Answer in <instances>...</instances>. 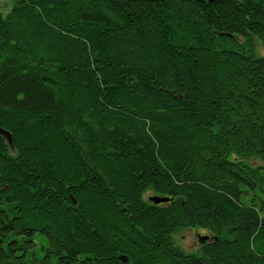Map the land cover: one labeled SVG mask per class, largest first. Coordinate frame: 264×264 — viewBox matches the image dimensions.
<instances>
[{
    "label": "trees",
    "instance_id": "16d2710c",
    "mask_svg": "<svg viewBox=\"0 0 264 264\" xmlns=\"http://www.w3.org/2000/svg\"><path fill=\"white\" fill-rule=\"evenodd\" d=\"M253 37L264 0H11L0 264H264ZM192 227L199 253L174 243Z\"/></svg>",
    "mask_w": 264,
    "mask_h": 264
},
{
    "label": "rangeland",
    "instance_id": "374dc122",
    "mask_svg": "<svg viewBox=\"0 0 264 264\" xmlns=\"http://www.w3.org/2000/svg\"><path fill=\"white\" fill-rule=\"evenodd\" d=\"M11 6V0H0V12L2 14H5ZM239 40H241L240 37H238ZM252 42L257 50L258 53H263L264 49L261 44V42L256 38H252ZM244 161L248 163H254V164H261L262 160L258 158H248L244 159ZM156 195L153 193L151 190H147L144 193V199L147 202H152L150 197ZM208 235L207 232L203 231L201 228H184V229H179L175 232L174 234V243L176 246L181 248L184 252L186 253H199V249L201 247V243L198 241V237L200 235Z\"/></svg>",
    "mask_w": 264,
    "mask_h": 264
},
{
    "label": "water",
    "instance_id": "95a60500",
    "mask_svg": "<svg viewBox=\"0 0 264 264\" xmlns=\"http://www.w3.org/2000/svg\"><path fill=\"white\" fill-rule=\"evenodd\" d=\"M0 134H2L6 138L8 143L11 144V136L8 131L4 130L3 128H0ZM150 199L153 204H159V203L167 202L170 198L167 196L153 195L150 197ZM207 238H208V235H200L198 237V241L200 243H203L204 241H206ZM122 259L126 261L125 257H122Z\"/></svg>",
    "mask_w": 264,
    "mask_h": 264
}]
</instances>
